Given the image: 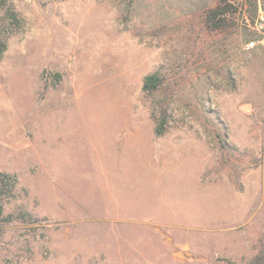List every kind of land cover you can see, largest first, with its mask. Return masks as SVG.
<instances>
[{
	"label": "rangeland",
	"instance_id": "374dc122",
	"mask_svg": "<svg viewBox=\"0 0 264 264\" xmlns=\"http://www.w3.org/2000/svg\"><path fill=\"white\" fill-rule=\"evenodd\" d=\"M220 1L0 11V264H264V0Z\"/></svg>",
	"mask_w": 264,
	"mask_h": 264
},
{
	"label": "trees",
	"instance_id": "16d2710c",
	"mask_svg": "<svg viewBox=\"0 0 264 264\" xmlns=\"http://www.w3.org/2000/svg\"><path fill=\"white\" fill-rule=\"evenodd\" d=\"M12 0H0V11L5 9V11L8 13L9 17L16 21H18V18L16 16L15 11L10 7V2ZM221 3L225 2V0H221ZM228 9L227 5L218 6L215 9H212L209 11L207 15V20L212 21L215 19L218 15L223 14ZM216 26V22L214 23ZM219 26V25H218ZM5 41L0 37V54L5 50ZM161 79L158 74L156 73H150L144 76L143 82H142V90L151 92L155 89H157L158 85L160 84ZM164 118L161 119L159 123L156 124V134H161L164 131ZM16 177L13 174H8L4 172H0V222L4 220L3 216V202L1 199L3 198H9V196H13L15 193L16 188ZM9 217V216H8Z\"/></svg>",
	"mask_w": 264,
	"mask_h": 264
}]
</instances>
